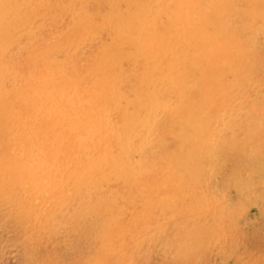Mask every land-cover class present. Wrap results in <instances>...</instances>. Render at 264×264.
<instances>
[{
  "label": "rangeland",
  "instance_id": "374dc122",
  "mask_svg": "<svg viewBox=\"0 0 264 264\" xmlns=\"http://www.w3.org/2000/svg\"><path fill=\"white\" fill-rule=\"evenodd\" d=\"M33 1L24 0V12L15 8L6 21L12 24L15 15H26ZM43 1L46 7L39 4L41 8L25 17L26 20L17 27L16 40L0 43V70H6L0 74V264H264V179L248 183L238 174L234 180L220 178L224 171L231 170L235 158L241 167L247 168L257 162L256 166L264 168V162L254 152L256 138L260 140L264 134V42L249 47L252 50L244 60L240 58L242 49L232 54H218L208 60L205 49H196L198 52L195 53L182 49L193 57L203 56L205 63L199 65L201 68L213 64L220 71L223 69L221 78L225 84L220 103L225 106L222 109L217 106L218 102L214 104L213 124L221 129L234 124L233 132L239 135L238 139L243 137L242 124L238 125L236 119L230 117L235 112L232 105L236 99L247 108V118H263L259 129L255 127L251 131L253 135L244 145L249 153L244 157L240 154V158L235 151L223 154L217 171L212 168L207 179L199 178L200 173L194 175L191 167L184 171L185 174L179 172V177L161 178L165 166H171L176 172L179 165L194 163V159L188 161L186 149L177 153L180 159L168 154L157 157L145 150L143 155L132 154L131 158L142 162L141 171L134 174L132 167L116 168V164L124 160L123 148L136 141L139 132L147 133L149 140L158 143L155 138L164 133V117L158 114L153 121L144 120L138 125V132L116 137L111 132L121 122L114 109L122 107L124 102L104 103L107 95L114 97L109 92L106 94L109 83L105 79V70L111 62L125 59L112 39L126 42L130 32L133 33L130 26L121 20L117 7L108 16L117 22L111 25L112 28L85 37L88 39L85 44L64 45L62 40L71 33L70 25L75 19L83 21L86 27H92V19L77 17L83 13L82 8L70 13L71 0ZM204 2L214 6L220 1ZM190 13L187 6H182L176 14L187 19ZM43 45L49 46V50L45 56H40L37 51ZM80 45L83 46L79 48ZM156 47L157 43L153 48ZM83 48L99 61L90 70L88 62L81 56ZM57 49L60 54L54 57L53 52ZM157 62L160 63L156 64V69L152 64L147 72L146 65H129L124 61L122 67L135 69L139 76L147 73L153 80L161 71L170 75L179 70L177 61L169 59L165 53L157 54ZM184 63L188 65L189 62L185 60ZM186 80L192 87L194 82ZM22 96L24 101L20 103ZM51 102H56L57 106L52 107ZM59 111L71 114L79 131L90 133L82 143L84 152L77 154L75 149H70L68 157L51 155L53 163L48 166L38 160V154L43 145L51 146L54 140V130L61 124ZM108 126L112 129H107ZM24 157L32 162L39 175L30 173L23 163ZM188 174L194 175L192 180ZM21 176L22 179L17 181ZM157 182H160L158 188ZM190 185L215 188L209 196L212 203L203 202L204 209L188 213H174L164 205L152 204V197L181 192ZM242 201L249 204L243 207L240 218L220 215L228 205L234 206ZM88 202L104 206L100 208L102 224L92 225L91 219L85 222L79 216L84 203ZM143 211L142 217L130 221L133 213ZM195 214L201 216L202 224L214 225L213 220L219 218V224L214 225L213 239L182 257H174L172 248L177 246L176 243L189 249L197 241L202 243V237L175 239L185 218ZM140 230L147 233L146 242L140 255L130 259L126 257V250L139 239ZM116 241L118 246L114 245Z\"/></svg>",
  "mask_w": 264,
  "mask_h": 264
},
{
  "label": "bare ground",
  "instance_id": "6f19581e",
  "mask_svg": "<svg viewBox=\"0 0 264 264\" xmlns=\"http://www.w3.org/2000/svg\"><path fill=\"white\" fill-rule=\"evenodd\" d=\"M219 1L214 6H208L204 0H71L72 5L69 12L74 13L77 9L82 8L83 13L77 17L92 19L93 25L92 27H86L83 21L78 18L75 19L71 24L72 26L70 25V28L72 27L71 33L66 34L62 40L64 45L75 46L79 42L85 44L88 40L85 37L96 35L99 33L98 31H102L104 28L106 30L112 28L111 25L117 22H113L112 16H108L117 7L121 20L126 21L133 32H130L131 36L128 37L126 42L112 39L114 46H119L120 51L118 52L122 53L125 59L111 62L105 70V74H107L105 79L109 83L107 84L106 94L109 92L114 97L110 98L107 95L104 103L114 105L116 102H124L122 107L114 109L115 113L120 115L121 122L115 126V130L111 131L113 136L138 132L136 129L144 120L153 121L158 114H162L161 118L164 117V133H161V135L158 133L159 135L155 138L158 143L149 140L147 133L139 132L137 140L123 148L124 160L116 164L117 169L123 170L126 167H132L135 169L134 174L139 173L142 162H137L131 158L134 153L143 155L146 150L148 154L155 153L157 157L168 154L180 159V155H177V153L186 149L188 153L185 156L188 157V161L194 159V163L187 164L188 168L186 164L179 165L180 168H177L176 172L172 171L171 166H165L162 168L163 175L161 178L173 177V175L179 177V172L185 174L184 171L191 167L195 171L194 175L200 173L199 178L207 179L212 168L217 171L223 154L226 155L227 152L230 154L235 151L234 153H239L238 157L240 158V154L244 157L245 154L249 153L244 145L252 137L251 131L255 127L259 129L263 123V118L255 116L247 118V108H244L236 99L232 105V110L235 112L230 114V117L235 118L238 125L242 124L243 137L238 139L240 138L239 135L236 136V132H233L234 124H229L223 129L213 124L211 113L213 107L216 106L214 104L218 102L219 105L217 106L222 109L225 106L220 103V96H223L224 93V90H222L223 84H225L221 78L223 69L221 68L220 71L213 64L201 68L199 65L205 63L203 56L193 57L192 54H185L182 50L184 48L187 52L192 51V53H195L200 49H205V56L208 60L209 57L212 58L218 54H232L242 49L243 52L240 58L244 60V58H248L250 50H252L249 47L264 42V0ZM117 2H119V6H117ZM39 4L42 8L46 7L43 0H34L29 9L26 10L28 12L26 15H15L13 23L9 24L6 18L13 15L15 8H18V12H24L25 9L22 10L25 6L24 0H0V43L6 44L16 40L19 32L17 27L26 20L25 17L30 16L37 8H41ZM155 6H159V8L156 9ZM182 6H187L190 9V17L187 19L180 18L176 14ZM156 43L157 47L153 48ZM24 44L28 45L27 43ZM82 46L78 47L81 48ZM178 47H181V50ZM48 50L49 46L43 45L37 51V54L45 56ZM75 50L78 49L75 48ZM81 52V56L88 62L87 67L89 70L99 63L92 53H86V48H83ZM158 53H165L169 59L176 60V65L179 64V70H176L175 73L173 71V74L170 73V75L160 70L161 73H159L162 75L160 80L158 72L157 79L153 80L147 73L144 76H139L135 69L126 68L127 70H125L122 67L124 61H126L129 65H146V72L150 70L152 64L156 69V64L160 63L157 62ZM59 54V49L53 52L54 57ZM190 59H193V62H190ZM185 60L189 62L188 65H184ZM115 64L117 67L112 68L111 66ZM5 71V69L0 70V74ZM186 79L194 82L192 87L189 86ZM1 90L3 91V88ZM23 101L22 96L20 103ZM50 105L56 107L57 103L51 102ZM226 107L230 108L228 105ZM104 113H107V110ZM58 117L61 124L54 130L56 134L51 146L43 145L40 148L41 153L38 154L40 157L38 160L48 166L53 163V159L50 158L51 155L54 157H68L70 149H75L77 154L84 152L85 147L82 143L90 133V131L85 130L79 131V128L74 125L75 118L71 114H67L66 111H59ZM231 122L230 120L229 123ZM107 129L112 128L108 126ZM261 135L260 140L255 137L254 152L264 162V134ZM182 155L185 157L184 153ZM23 163L28 166L30 173L34 176L39 175L38 170L32 166V162H29L28 158L24 157ZM256 165H258L257 162H253L247 168L241 167L237 162V158H235V161L231 164V170L224 171V174L219 177L234 180L238 175H241L246 182L255 183L256 179H264V168ZM194 175L188 174V178L192 180ZM20 179H22V176L16 180ZM160 182L156 183V188H158ZM102 185L103 183H101ZM214 189L190 185L181 192L152 197L151 201L152 204L164 205L174 213H188L204 209V204H207V202L212 203L209 196L212 191H215ZM216 192L220 193V190H216ZM262 197L264 200V192ZM247 204L249 203L242 201L235 203L234 206L228 205L220 211V215L223 214L228 218H240L242 209ZM101 207L104 206H100V203L97 202L84 203L79 216L85 222L91 219L92 225L98 226L103 223ZM143 214L144 211L133 213L130 221H136ZM201 220V216L197 214L185 218L183 221L184 226L178 229L175 239L178 241L186 236L202 237V243L197 241L190 249L181 243H176L177 246L172 248L174 257H182L192 249H197L201 245L209 244L212 241V235L216 230L214 225L219 224V218L213 220L214 225L202 224ZM253 231L257 233L256 230ZM147 236V233L144 234L140 230L139 239L135 240L126 250V257L133 259L139 256ZM114 245L118 246L119 242H114Z\"/></svg>",
  "mask_w": 264,
  "mask_h": 264
}]
</instances>
